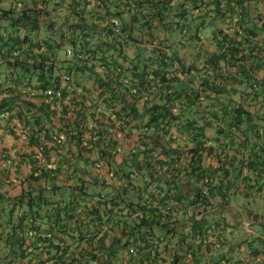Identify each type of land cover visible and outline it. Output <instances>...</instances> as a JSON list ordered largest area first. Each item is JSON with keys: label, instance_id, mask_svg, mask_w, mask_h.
I'll return each mask as SVG.
<instances>
[{"label": "trees", "instance_id": "obj_1", "mask_svg": "<svg viewBox=\"0 0 264 264\" xmlns=\"http://www.w3.org/2000/svg\"><path fill=\"white\" fill-rule=\"evenodd\" d=\"M86 5L81 0L67 10L62 9L65 15L59 21L50 19L45 25L47 36L43 42L34 45L28 36L16 37L12 38L15 42L9 48L21 56L20 49L24 47L26 53L22 61L20 56L14 57L11 64L19 71L8 77L9 82H17L21 88L13 86L7 91L20 89L40 94L43 102L33 112L34 104L24 101L15 115L10 112L15 109L14 101L0 102V122L16 119L30 132V144H36L41 132L50 138L48 132L54 130L56 115L50 105L55 97L61 98L58 104L62 117L64 109L72 105L63 104L68 88L93 82L98 93L93 113L89 116L78 113L72 123L67 120L63 123L65 130H80L76 137L66 133L69 139L77 140V151L58 154L61 165L56 169L35 168L31 175L37 181L67 179L69 184L53 187L63 191L64 196L57 201L59 208H53L54 203H49L47 197L39 196L37 211L28 216L33 210V197L22 195L14 200L11 209L10 200L0 195V219L8 214L12 218L15 204L24 206L26 201L30 208L20 216L16 229L21 233L27 231L26 235L33 232L34 236L30 245L26 246L22 239L17 242L18 250H14L23 259L29 258V264H115L117 260L127 264L133 257L143 255L147 234L154 228L169 225L162 220L171 219L176 207L183 210L200 203L191 198L193 192L197 198L207 199L203 191L217 177V171L203 165L215 149L209 145L206 133L209 129L217 130L219 140L226 138L229 142L226 145L232 136H240L235 154L228 157L223 145L219 160L237 163L236 176L243 167L255 170L264 164V150L263 155L255 152L264 143V0H227L224 7L217 3V16L227 17L228 27L216 30L217 51L200 68L180 67L176 58L157 47L149 58L143 52L131 56L112 39H105V34L116 38L127 32L128 25L122 22V8L112 9L104 4L87 8ZM54 10H48L47 5L26 7L20 11L22 24L18 27L38 34L44 26L42 20L49 18L50 11ZM112 19L119 22L118 32L112 28ZM184 76L189 77L184 79ZM66 77L70 80L64 90ZM19 94L16 97L22 96ZM102 104L108 108L103 112L107 124L97 115L102 113ZM101 125L115 126L123 138L133 134L138 137L135 150L117 167L105 168L112 152L105 149L94 152L92 138L85 136L93 127ZM251 136L254 142L249 139ZM248 150L250 155L246 157ZM43 156L46 161L52 159L47 149ZM100 160L108 165H100ZM224 166L219 170L223 171ZM182 178L193 179V184H181ZM219 184H214L212 190L221 191L223 186ZM236 188L232 184L230 189ZM67 194H72L74 200L67 199ZM87 198L96 199V203L84 205ZM203 204L208 206V199ZM43 207H49L51 213L45 217L46 221L37 216ZM81 211L90 213L95 225L104 229L99 228L91 237L70 234L68 223L77 230L82 228L78 215ZM12 221L6 218L3 223L7 226ZM16 235L11 238L13 243ZM65 236L75 242H87L89 248H81L76 254L78 248L66 243ZM2 237L0 233V242L4 241ZM33 253H37L34 258Z\"/></svg>", "mask_w": 264, "mask_h": 264}, {"label": "crops", "instance_id": "obj_2", "mask_svg": "<svg viewBox=\"0 0 264 264\" xmlns=\"http://www.w3.org/2000/svg\"><path fill=\"white\" fill-rule=\"evenodd\" d=\"M75 1L79 0H0V102L3 104L14 101L12 105L15 106V109L10 111L11 115H15L16 111L20 112L24 101L34 104L33 112L38 110L37 108L43 102L39 97L40 94L33 95L20 89L7 91L13 86L21 88L17 82H9L10 78H8L12 73L19 71L14 69L11 64L14 57L20 56L18 52L9 51V48L13 47L11 45L12 38L22 39L28 36L32 39L30 43L34 45L36 42H43L44 37L47 36L45 25L50 22V19L59 21L60 17L65 15V11L62 9L67 10L70 5H77L81 0L78 3H74ZM82 1L87 3V8L99 4L108 5L112 9L122 8V22L128 25L127 32L120 37L116 36V38L105 34V39H112V42L118 47H122L126 53L134 56L135 52H143L144 57L149 58L150 52L157 47L168 56L176 58V63L185 68H200L206 64V61H209L217 51L216 30L228 27L227 17L217 16V3L219 2L221 7H224L227 0ZM46 5L48 10H55L50 11L49 18L42 20L41 24L44 26L40 33H28L25 28L18 27L22 24L19 19L21 10L26 7L43 8ZM12 24L14 25L11 26ZM229 33L230 36H233L232 32ZM25 46L27 50L28 46ZM23 49L24 47L20 49L23 53L19 57L20 60L26 53ZM112 51L116 52L115 49ZM188 77L184 76L183 78L187 79ZM11 79L14 81V77ZM82 85L66 90L65 95L67 96L63 99L65 101L63 104H72L64 109L66 117L64 115L61 117V113H59L61 105L58 102L61 98H54L55 101L50 105L52 111L56 112L53 117L54 130L51 129L52 131L48 132L50 138H45L44 132L39 133L36 144H30V132L16 119L12 122L7 118L1 119L3 121L0 122V195L10 200L11 208L14 200H18L24 194L37 198L39 196L47 197L49 203H54L53 208L55 206L59 208L60 203L57 201L64 196L61 194L63 191L61 188L54 190L53 187L69 184L66 182L67 179L59 177L37 181L31 175L35 168L56 169L61 165V158L58 154L63 156L68 152L75 153L77 151V140L69 139L66 133L76 137L80 130H65L62 128L63 123L66 120L72 123L78 113L84 112L89 116L96 110H94V103L98 102V93L95 91L93 82ZM66 86V84L63 86L64 90L67 88ZM18 92L22 96L16 97ZM203 104L206 106L207 102ZM100 110L102 111L101 115H97L101 116L102 123L107 124L103 112L108 108L102 104ZM92 129L85 134L87 138H92L91 145L95 147L92 150L99 152L105 149L112 152L109 165L102 160L99 161L100 165H108L107 167L104 165L107 169L117 167L137 147V135L133 134L131 137L123 138L124 136L115 126L101 125V127L95 126ZM206 133L210 140L209 145L215 149L212 155L205 158L203 165L209 170L217 171L216 179L212 178L211 186L206 187L203 191L207 195L208 206L202 205L207 200L206 198L204 200L197 198L193 192L191 198L200 203L189 208L185 207L183 210L176 207L173 213L174 217L162 220L163 223L169 225L161 229L154 228L152 232H149L146 236L147 241L144 243L146 245L144 254L133 257L128 260L127 264H264V164L256 167L255 170L243 167L240 175L236 176L235 170L239 167L237 163L231 164L227 160L219 161L221 150H223L222 146L229 143L228 140L226 138L219 140L215 128L207 130ZM249 139L255 141L252 136ZM230 140V144L225 148L228 157L235 154L240 136L234 135ZM58 145L60 149L57 150ZM46 149L52 157L49 161H46L43 156ZM263 150L264 143L261 149H256L255 152L260 155ZM245 153V156L249 157V150ZM92 157L97 159L96 155H92ZM222 164L225 165L224 170L220 171ZM109 181L113 183V181ZM187 182L193 184V179L182 178L180 183L189 184ZM217 183L223 186L221 191L212 190V186ZM232 184L237 188L230 189ZM65 197L71 201L75 198L72 194H67ZM85 203L94 205L96 199L87 198L83 204L85 205ZM24 206L15 204L12 220L14 218L16 223L12 221L10 225L6 226L3 223L6 218L0 219V233L4 240L0 242V264H29V258L25 260L19 256L18 252L14 253V250H18L17 242H21L23 239L25 245L28 246L34 236V234L28 236L25 234L27 231L21 233L20 229H16L20 216L26 211L23 209ZM48 211L49 207L40 208V214L37 216L44 221L45 217L51 214ZM34 212L30 211L27 215H32ZM78 215L81 218L82 228L77 230L72 223H68L70 234L77 236L80 233L91 237L98 233L99 228L101 231L104 229L103 226L95 225L90 213L81 211ZM89 223L94 225H89ZM14 233L17 234V237L14 238L13 243L11 238ZM87 235L85 237H88ZM64 238L67 240L66 243L78 248L75 251L76 254L81 248L84 250L89 248L87 242H75L69 240L67 236ZM6 239L8 241H5ZM106 244L109 245L110 240H107ZM131 248L130 246L128 250ZM36 255L37 253H33L31 256L34 258ZM123 263H125L124 260L115 262V264Z\"/></svg>", "mask_w": 264, "mask_h": 264}, {"label": "built area", "instance_id": "obj_3", "mask_svg": "<svg viewBox=\"0 0 264 264\" xmlns=\"http://www.w3.org/2000/svg\"><path fill=\"white\" fill-rule=\"evenodd\" d=\"M111 25H112V28H114V30L116 31V32H118L119 31V28H118V26H119V22H118V20H116V19H113V20H111ZM70 80V78L69 77H66L65 79H64V82H65V84H66V82H68ZM7 115V113H5V114H2V117H5ZM33 235V232H29V235L28 236H32Z\"/></svg>", "mask_w": 264, "mask_h": 264}, {"label": "rangeland", "instance_id": "obj_4", "mask_svg": "<svg viewBox=\"0 0 264 264\" xmlns=\"http://www.w3.org/2000/svg\"><path fill=\"white\" fill-rule=\"evenodd\" d=\"M33 198H34V203H33L34 205H33V210H32V212L37 210L36 207H38L37 204H38V199H39V197L37 198L36 196H33ZM24 203H25V204H24L25 206L23 207V209H24V210H25V209H26V210L29 209V211H30V208L27 206L26 201H25ZM12 204H14V203H12ZM18 204H19V203H18ZM11 209H12V208H11ZM7 212H8V211H7ZM6 218H7L8 221H9V220H12V218H11V216H10L9 214L7 215ZM14 220H15V219L13 218V222H15ZM15 223H16V222H15ZM248 236H249V235H248ZM249 238H250V237H249Z\"/></svg>", "mask_w": 264, "mask_h": 264}]
</instances>
